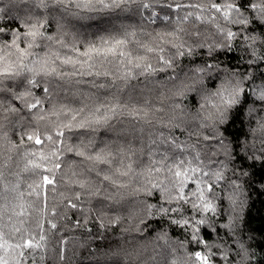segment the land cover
<instances>
[{"label": "clouds", "instance_id": "9594fccd", "mask_svg": "<svg viewBox=\"0 0 264 264\" xmlns=\"http://www.w3.org/2000/svg\"><path fill=\"white\" fill-rule=\"evenodd\" d=\"M0 264H264V0H0Z\"/></svg>", "mask_w": 264, "mask_h": 264}, {"label": "snow or ice", "instance_id": "6c2138e0", "mask_svg": "<svg viewBox=\"0 0 264 264\" xmlns=\"http://www.w3.org/2000/svg\"><path fill=\"white\" fill-rule=\"evenodd\" d=\"M37 142L39 143V140H37ZM48 182H49V178L48 177H45V183H48Z\"/></svg>", "mask_w": 264, "mask_h": 264}]
</instances>
